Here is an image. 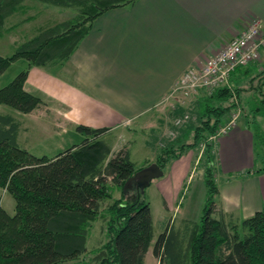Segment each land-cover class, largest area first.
<instances>
[{"label":"trees","instance_id":"1","mask_svg":"<svg viewBox=\"0 0 264 264\" xmlns=\"http://www.w3.org/2000/svg\"><path fill=\"white\" fill-rule=\"evenodd\" d=\"M26 1L0 0V37L7 30V19L24 11ZM40 1L76 12L41 26L11 55L0 53V75L18 59L27 62L0 88V103L23 113L41 103L38 95L25 89L30 68L64 63L97 17L136 0ZM30 18L25 17L26 21ZM229 90L228 86L221 87L207 96L221 103L231 96ZM228 109L222 104L207 105L193 128L192 142L178 137L177 132L173 138H162L155 161L165 169L189 150L199 148L201 141L216 132ZM77 129L85 135L81 143L53 157L37 156L18 143L19 121L0 113V185L16 202L15 213L10 214L0 200V264H78L77 259L88 251L91 222L101 214L103 203L112 198L111 182L122 189V197L109 205L113 218L107 229L109 240L94 250L88 264H145L151 248L159 264H264V203L253 215L236 223L214 214L219 193L215 142L207 143L196 163L206 164L202 165L207 194L200 218L182 219L177 227L169 222L154 241L152 207L144 193L124 197L126 180L140 169L129 150L125 147L113 154L112 145L102 138L107 127L80 124Z\"/></svg>","mask_w":264,"mask_h":264},{"label":"crops","instance_id":"2","mask_svg":"<svg viewBox=\"0 0 264 264\" xmlns=\"http://www.w3.org/2000/svg\"><path fill=\"white\" fill-rule=\"evenodd\" d=\"M252 19H262L264 24V0H136L108 10L93 21L67 61L30 68L25 89L38 95L41 103L29 113L22 112V128L30 130L26 117L40 116L52 131L75 132L80 124L107 127L104 139L116 133L123 138V130L140 129L144 146L155 151L154 158L150 153L144 158V167L156 160L158 143L166 137L152 134L160 129L162 106L172 104L170 109L177 117L188 113L177 105L175 84L188 68L202 66L219 52ZM261 51V60L246 66L236 76L237 82L230 80L232 84L264 72V46ZM195 100L196 105L200 103ZM20 129L19 122L18 143L29 150L28 138H21ZM189 132L188 142L193 137ZM177 133L183 136V132ZM255 138L250 126L238 123L213 145L219 186L214 214L228 223L253 215L264 203V156L257 155ZM130 141L124 147L136 164L127 146ZM190 151L194 150L169 163L167 173L164 169L163 177L152 182L173 216L196 221L207 187L204 170L197 173ZM171 222L176 225V219Z\"/></svg>","mask_w":264,"mask_h":264},{"label":"rangeland","instance_id":"3","mask_svg":"<svg viewBox=\"0 0 264 264\" xmlns=\"http://www.w3.org/2000/svg\"><path fill=\"white\" fill-rule=\"evenodd\" d=\"M23 8L24 11L15 13L7 19V30L0 37V53L2 55L6 56L14 53L17 46L27 38L33 36L37 32V29L41 26L53 24L63 19L70 18L76 12L73 8L54 6L40 0H27L24 3ZM25 17L32 18L26 21ZM252 64L254 63H251V66ZM25 67L26 60L24 58L12 62L5 72L0 75V88L8 84ZM244 69L245 67H242L240 70L235 71L230 77V80L232 82H237L236 76H238ZM254 69L256 70V67H254ZM254 75L255 76L253 77H243L236 84H232L230 82V85L233 87L232 90H229L231 92V96L226 101L224 100L221 103L218 102L217 99L211 100L207 96L211 93H208L205 89H199L195 92L191 91L189 94H185L183 91L178 92V97L177 99L175 98L178 101L177 105L179 103L184 107V109H187L189 117L185 121L183 120L180 124H174L177 116L172 114V108L170 106L172 104L162 106L159 110V116L161 117V122L159 123L160 129H154L152 134L159 133V135L162 136L173 137L175 135L173 132H179L182 130L183 139H187V132L189 129L190 132H193V129L191 128H194L200 122V116L205 111L207 105L216 106L218 104H222V106H226L229 109L226 114L223 115V118H221L222 121L218 125L216 132L220 131L222 127L226 126L233 119V117L236 116L237 125L238 123L247 124L255 132L257 155L259 154L264 156V72L261 71ZM214 92L215 91L212 93ZM195 98L200 100V103L197 105L195 103ZM0 113L11 114L17 118L20 122L21 138H28L27 141L29 151L37 156H55L58 152L70 147V144L73 142H81L83 139V136L80 137V133L77 130L74 132L71 129V132L68 133L50 130L48 126H45V120L41 119L40 116L26 117V122L29 125L30 130L25 131L22 128V125L25 122L22 119L23 113L7 104L0 103ZM123 133H125L123 138L117 137V133L112 135L110 134L105 137V139L111 143L115 149L113 154H115L118 150L125 148L124 144H128L127 140H131L127 146H129L131 150L132 157L136 161L137 168L142 167L145 164L144 158L149 156V153L150 157L154 158L155 151L152 150V152H150L152 149L150 145L144 146L143 139L145 136L142 134L140 129L134 132L123 130L122 134ZM146 135H150L149 130L146 131ZM212 135L213 134L208 135L204 141H201L199 148L194 151H190V153L194 156V162H198V156L206 148L207 143L212 141ZM192 140L193 137L189 138V142H192ZM67 141L69 143H65ZM158 144L159 146H162L163 142L161 144L159 142ZM202 164L206 166L203 162L196 165L197 173H201L204 170V166ZM167 171L168 168L165 169L166 173ZM198 176L200 179L203 177L201 174ZM153 181H156V179ZM111 192L112 198L107 199L105 203H103L101 214H99L96 220L92 221L90 224V234L87 242L88 251L81 255L75 263H91V260L94 257V250L96 251V249H99L106 241L109 240L107 229L108 224L113 221V218L108 207L115 199L122 197V189L118 185L111 182ZM135 192H137L135 189L125 191V199L131 198ZM144 195L145 199L150 202L152 207L155 241L159 234L166 229L171 218L173 221L176 219L177 226L182 223V219L177 216H173V212L170 213L168 211L164 203V199L154 182L146 187ZM0 200L3 207L10 214L15 213V199L9 192H7L6 188L1 185ZM152 250L153 248L150 249L148 255L146 256L145 264H159L158 259L153 254Z\"/></svg>","mask_w":264,"mask_h":264},{"label":"built area","instance_id":"4","mask_svg":"<svg viewBox=\"0 0 264 264\" xmlns=\"http://www.w3.org/2000/svg\"><path fill=\"white\" fill-rule=\"evenodd\" d=\"M264 45V24L262 19H252L245 24L242 31L232 37L225 46L215 55L207 59L200 67L188 68L175 84L173 94L183 91L189 94L191 91L205 89L212 93L221 87L228 86L230 90V76L239 67H246L252 62L261 60L262 47ZM235 94V93H234ZM189 117H177L175 124H180ZM237 117L233 119L220 131L215 132L211 139L215 142L219 136L228 133L237 125Z\"/></svg>","mask_w":264,"mask_h":264},{"label":"water","instance_id":"5","mask_svg":"<svg viewBox=\"0 0 264 264\" xmlns=\"http://www.w3.org/2000/svg\"><path fill=\"white\" fill-rule=\"evenodd\" d=\"M164 175V169L156 162L137 170L131 177H129L124 184V191L129 189H135L141 193L145 192L147 186H149L153 179L159 178Z\"/></svg>","mask_w":264,"mask_h":264}]
</instances>
